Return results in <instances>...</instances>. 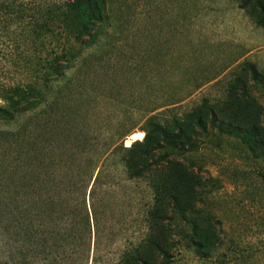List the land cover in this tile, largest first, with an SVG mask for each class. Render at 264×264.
<instances>
[{
	"label": "rangeland",
	"instance_id": "1",
	"mask_svg": "<svg viewBox=\"0 0 264 264\" xmlns=\"http://www.w3.org/2000/svg\"><path fill=\"white\" fill-rule=\"evenodd\" d=\"M241 3L112 1L104 35L52 87L61 89L53 108L0 126V264H119L122 252L147 235L144 253L159 261V246L171 256L169 264H264V26ZM29 23L28 16L0 22V90L44 76L38 59L49 48L48 36L41 28L37 38L39 30ZM127 111L133 117L128 125L136 127L123 146L154 115L172 134L180 128L196 147L171 154L141 179H129L118 155L111 154ZM35 119L71 127L79 140L72 152L98 163L84 197L85 167L72 166L83 176L63 184L73 191L67 208L48 205L55 175L68 170L60 157L66 143L50 146L48 140L59 136H50V125L38 127ZM35 137L38 147L31 144ZM250 137L248 144L244 139ZM106 141L113 143L100 154ZM21 176L32 182L31 198L41 191L46 197L29 209L21 204ZM156 182L162 201L149 219ZM172 195L181 199L185 217ZM84 206L90 232L79 230ZM70 214L75 229L67 223Z\"/></svg>",
	"mask_w": 264,
	"mask_h": 264
},
{
	"label": "trees",
	"instance_id": "2",
	"mask_svg": "<svg viewBox=\"0 0 264 264\" xmlns=\"http://www.w3.org/2000/svg\"><path fill=\"white\" fill-rule=\"evenodd\" d=\"M112 1L113 0H44L42 2L38 0L37 2L34 1L30 3L28 0H0V22L9 21L11 23L18 18L23 21L25 17L28 16L30 27L33 30H39V32L35 34L36 37H40V30L42 28L49 40V48L45 50L44 56L40 55L38 59L39 65L44 67V76L38 78L36 75V80L34 82L13 84L1 88L0 99L2 104L0 105V126L10 125L16 122L17 117L27 112L35 113L40 109L44 111L46 108H53L59 101L57 96L60 94L61 89L58 87L54 90L52 87L59 81H62L68 69L74 67L80 52L83 49L95 46L98 37L104 35V30L108 28L110 22ZM241 7L245 8V11L248 12L250 17L255 20L259 26H264L263 0H242ZM255 9H258V15L253 14L254 12L252 11H255ZM42 17H44L45 20L41 22ZM248 65L252 71V79L254 82H259L260 78L256 72L255 66L251 63ZM237 82L238 80L230 86L231 90L234 89ZM127 112V115L124 113V118L118 123V127H123L124 130L118 133L117 143L112 147L111 154L118 155L129 179H141L144 175L151 173L156 168L157 163L167 161L171 154L181 155L196 147L188 139L183 138L184 136L180 128L178 132L172 134L167 128L162 127V125L157 122V118L154 115L146 117L139 127V130L145 132L144 138L140 141H135L130 146H123L122 139L124 136L136 127V123L134 122L128 125L129 119L132 120L133 117L130 111ZM57 116H61V114H57ZM34 123L38 125V127L46 124V122L41 123L36 119ZM196 123L201 129L205 128V125L199 118L196 119ZM52 124L53 126L48 122L46 124L48 127L50 125V136L59 137H56V140H48V144L52 146L53 144H62L65 141L66 144L63 145L67 148L60 154L64 155V157H60L64 164L67 165L68 170L64 174L59 173L55 175L58 183L52 194H50V202L48 201V205L52 208L59 207L62 209L65 207L63 203H65L67 208V203L71 199L73 193L70 187L64 188L63 184L67 183L70 185L74 182L73 178L79 175L83 176L82 174H76L72 166L75 164L79 166L81 162V165L85 167L84 177L86 180L83 178L82 181V186L84 188L82 197H84L85 189L92 180L98 163L95 162V164H92L91 158H77V156H75L76 154L72 152V146L75 144L77 145L76 147L79 148V140L78 135L74 134V131L70 129L71 127H67L66 125L62 126L63 123L61 121L59 122L57 119L53 120ZM219 129L223 132H232L229 128L223 126H220ZM71 138L73 140H71ZM244 141L248 144L252 143L251 137L244 139ZM68 143L69 146H67ZM112 143L111 141L101 143L99 150L100 154L105 153ZM31 144L34 145V147H38L40 144L39 138H32ZM42 147L48 148L46 144ZM251 147L254 149V146ZM156 151H160L161 154L154 158ZM98 175L99 172L95 177L94 183ZM25 180L26 176L23 177V179L21 176L17 181V187L19 188V193L22 194V206L25 209H29L30 206L33 205V200L35 202V199L38 197L45 200L46 197L43 196L41 191L37 193L38 195L36 198H31L29 189H31L30 184L32 182L27 183ZM37 183L39 182L37 181ZM152 188L155 195L153 196L154 202L152 208L148 212L149 219L157 215L154 212V208H156V204L162 201L158 183L156 182ZM92 190L94 191V189ZM171 198L175 210L181 217H185L186 211L180 203L181 199L173 195ZM55 202L59 203L56 204ZM73 211L76 212L75 210ZM93 213L95 214L94 209ZM82 215L84 216L83 219L78 216L81 218L80 223L82 225V228L80 227L79 230L82 232L85 230L86 232H90L89 214L87 210H85V206ZM68 218L69 221L67 223L69 226L72 229L77 228L71 214ZM147 237L148 235L137 244L136 248L124 250L120 255L118 263L169 264L171 256L159 246H157L159 249V256L161 257L159 261L157 257H148V255L144 253L143 247L147 245Z\"/></svg>",
	"mask_w": 264,
	"mask_h": 264
},
{
	"label": "bare ground",
	"instance_id": "3",
	"mask_svg": "<svg viewBox=\"0 0 264 264\" xmlns=\"http://www.w3.org/2000/svg\"><path fill=\"white\" fill-rule=\"evenodd\" d=\"M143 136H144V133L139 131V132H135V133L131 134L130 138L133 140H141L143 138ZM125 144H126V146H129V141L127 140V142Z\"/></svg>",
	"mask_w": 264,
	"mask_h": 264
},
{
	"label": "water",
	"instance_id": "4",
	"mask_svg": "<svg viewBox=\"0 0 264 264\" xmlns=\"http://www.w3.org/2000/svg\"><path fill=\"white\" fill-rule=\"evenodd\" d=\"M132 134V133H131ZM131 134L128 136V138L126 139V142H127V140L129 141V146L132 144V143H134L135 141H137V140H133V139H131L130 137H131Z\"/></svg>",
	"mask_w": 264,
	"mask_h": 264
}]
</instances>
